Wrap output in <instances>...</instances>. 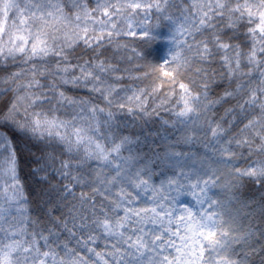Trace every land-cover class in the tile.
I'll list each match as a JSON object with an SVG mask.
<instances>
[{
    "label": "snow or ice",
    "instance_id": "6c2138e0",
    "mask_svg": "<svg viewBox=\"0 0 264 264\" xmlns=\"http://www.w3.org/2000/svg\"><path fill=\"white\" fill-rule=\"evenodd\" d=\"M0 264H264V0H0Z\"/></svg>",
    "mask_w": 264,
    "mask_h": 264
}]
</instances>
